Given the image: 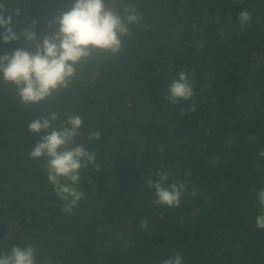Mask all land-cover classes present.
Returning <instances> with one entry per match:
<instances>
[{
    "label": "trees",
    "instance_id": "1",
    "mask_svg": "<svg viewBox=\"0 0 264 264\" xmlns=\"http://www.w3.org/2000/svg\"><path fill=\"white\" fill-rule=\"evenodd\" d=\"M131 2L144 19L123 51L97 56L69 89L25 106L0 86V249L33 243L53 264H160L177 251L185 264H264V230L255 226L264 212L256 197L264 188V0ZM71 4L6 0L21 9L14 29L36 21L41 36ZM243 9L252 20L242 30ZM19 47L34 45L0 42V54ZM180 70L194 73L197 94L173 106L165 96ZM192 102L196 112L181 114ZM50 110L82 115L84 139L102 133L89 145L100 170L82 173L86 199L74 215L61 211L43 161L27 155L40 140L27 122ZM160 169L198 194L178 208L152 205L144 181Z\"/></svg>",
    "mask_w": 264,
    "mask_h": 264
},
{
    "label": "clouds",
    "instance_id": "2",
    "mask_svg": "<svg viewBox=\"0 0 264 264\" xmlns=\"http://www.w3.org/2000/svg\"><path fill=\"white\" fill-rule=\"evenodd\" d=\"M7 14V15H6ZM21 9L9 10L6 0H0V42L11 44L21 38L29 49L19 47L10 53L0 54V86H11L20 103L25 106L50 101L61 90H67L79 78L83 68L97 56L115 57L124 47L126 38L143 22V13L131 0H72L71 7L60 10L48 21L49 31L38 35L36 21L19 33L14 29L13 17L21 16ZM241 29L252 20L247 9L238 14ZM27 23V21H25ZM194 73L180 70L167 86L166 100L173 106L181 101H192L195 91ZM195 102L180 107L181 114L194 113ZM84 117L75 112H41L27 122V129L40 140L27 155L30 159L43 161L48 183L53 186L61 202V211L75 214L86 193L80 187L82 173L90 167L100 170L97 152L89 145L99 141V130H88L85 137ZM43 133V135H41ZM162 151V149H161ZM257 155L264 158V149ZM191 176V172L185 173ZM154 177H156L154 179ZM145 185L154 190V206L178 208L185 196H196L199 190L189 181L171 177L168 170H156L149 174ZM191 187V191H189ZM258 204L264 209V188L256 192ZM257 230H264V212L255 220ZM140 229L148 230L149 221L141 220ZM0 264H53L51 258L44 260L39 248L33 243L24 247L13 246L10 251L0 249ZM160 264H185L180 252L160 261Z\"/></svg>",
    "mask_w": 264,
    "mask_h": 264
}]
</instances>
